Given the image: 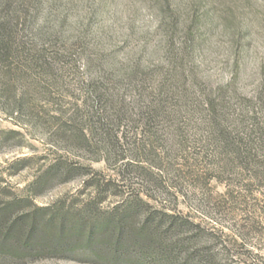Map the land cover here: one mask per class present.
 Listing matches in <instances>:
<instances>
[{
	"label": "rangeland",
	"instance_id": "obj_1",
	"mask_svg": "<svg viewBox=\"0 0 264 264\" xmlns=\"http://www.w3.org/2000/svg\"><path fill=\"white\" fill-rule=\"evenodd\" d=\"M159 1L55 0L49 11L46 0L34 16L39 22L46 13L47 21L60 25L57 46L99 54L120 67L138 62L140 73L153 83L171 64L162 57L155 29ZM180 2L185 17L192 10L202 15L192 52L185 53L180 34L170 47L174 61H185L191 77V107L182 105L180 112L181 101H173L175 114L155 118L152 130L145 119L127 117V104H133L126 78L109 75L100 83L113 93L117 107L95 100L77 111L85 85L71 76L46 89L30 85L18 114H11L19 103L14 95L0 96V213L8 208L1 229L27 215L21 234L17 227L7 236L0 231V264H264V178L243 170L239 158L217 142L205 106L193 107L194 97L219 96L225 89L236 107L237 98H250L258 84L264 85V0ZM154 87L157 93L160 87ZM225 118L235 124L242 119L232 110ZM258 120L264 123V115ZM82 129L90 130V140L77 141ZM248 131L252 134L241 135L244 143L258 146L259 132ZM234 133L245 130L238 127ZM127 159L134 164L127 167ZM255 159L264 160V154ZM58 161L60 170L65 165L75 170L64 175L53 168L47 176ZM146 191L156 209L191 224L170 229L152 224L149 239L119 255L101 244L94 251L77 249L78 240L56 246L55 231L50 226L45 231L39 220L26 242L24 229L38 208H48L46 219L54 213L67 222H102L127 211L129 194ZM142 222L137 210L131 229Z\"/></svg>",
	"mask_w": 264,
	"mask_h": 264
},
{
	"label": "trees",
	"instance_id": "obj_2",
	"mask_svg": "<svg viewBox=\"0 0 264 264\" xmlns=\"http://www.w3.org/2000/svg\"><path fill=\"white\" fill-rule=\"evenodd\" d=\"M48 1L47 3L46 0H0V96L2 94L14 95L16 104L19 102L11 114L16 112L18 114L24 106L25 95L30 85H36L37 88L42 86L46 89V84L54 85L60 79L68 76L77 78V81L85 85L82 87L85 92L83 103L79 110L76 109L77 111L86 107L89 101L95 100L105 102L106 106H109L108 102L111 101L110 105L117 107L111 97L113 93L106 88L102 89L100 83L109 75L121 79L126 78L127 87L130 88L128 94L131 96L130 101L133 104V107L127 104V117L135 115L145 119V124L147 122L149 130H152L153 126L151 127V125L154 124L155 118L157 120L160 115L175 114L178 104L174 105L175 102L173 101L176 100L177 102V99L178 102L181 101L180 112L182 105L185 108L191 107L189 100L193 96V91L192 88L189 91L188 86L191 77L185 71L183 65L185 61L182 59L174 61L175 58L172 57L170 47L180 34L185 53L190 54L192 52L190 44L198 35L195 27L202 21L200 13L192 10L185 17L182 12L183 4L180 0L159 1L155 16V29L160 34V42L163 43L162 57L164 60H169L171 64L165 73L159 71L160 78L157 77L155 82L148 83V77L143 76L138 69V62L130 60L127 67H120L115 63H109V60L99 54L95 57L84 51L77 53L75 49H68L64 45L57 46V37L61 34L60 25L47 21L49 17L46 13L39 22L37 19L39 16L37 14L36 17L34 16L36 11L39 13V11L44 10L43 6L46 3L49 11L52 10L55 0ZM79 58L83 59L81 63H79ZM82 75H87L88 78L83 79ZM31 78H34L36 83H31ZM181 78L184 80L182 84H178ZM20 84H24V87H20ZM154 86L160 87L157 93H155L156 88ZM225 90L219 96L206 94L200 95L198 98L194 97L198 102L193 107L205 106L209 112L210 126L217 134V142L239 158L243 170H252L254 176L264 178V160L255 162V156L264 154V123L258 120L260 115H264V85L258 84L250 98H237L236 107L231 104L233 97L227 94L229 90ZM110 98L111 100H109ZM136 101L138 102L135 103ZM192 103L194 104V102ZM103 109L106 110V108ZM231 110L242 117L240 124H235L225 118ZM238 127H243L245 133L235 135L234 130ZM250 128L253 132H259L260 139L256 147H247V144L244 143V137L241 136L243 134L251 135L252 131H248ZM90 135V130L82 129L81 133L75 137L78 142H84L90 140L88 138ZM114 139L118 142L120 137L116 136ZM252 150H256L257 153H252ZM133 160L127 159V167L134 164L135 161ZM60 165V161L53 164L47 170L49 171L47 176L51 175L53 168L59 172L62 168ZM73 170H75L73 166L65 165V169L60 170L59 173L64 172L63 174L66 175ZM143 194L142 196L140 193L129 194L127 211L124 214L107 217L102 222H91L86 219H79L75 223L67 222L59 214L54 213L49 214L46 219L43 211L48 208H38L31 214L32 222L28 226L29 228L24 229L26 242L31 240V235L37 229L40 221L45 231L49 226L55 231L56 246L78 240L75 243L77 249L94 251L96 245L101 244L109 246L114 255H119L126 251V247L129 249L135 242L139 244L142 238L149 239L152 224H157L158 227L164 224L169 229L191 224L186 218L178 216L176 213L156 209L149 201L153 198L152 194L148 191L143 192ZM135 201L138 202L135 203ZM137 210L142 211L143 222L135 230L131 229V223L137 214ZM7 214L8 208L6 207L0 213V222L4 220ZM26 217L27 215L16 217L8 228L3 227L1 229L3 223H0V231L2 230L1 232L7 236L17 227V234H21ZM50 238L53 240V237Z\"/></svg>",
	"mask_w": 264,
	"mask_h": 264
}]
</instances>
